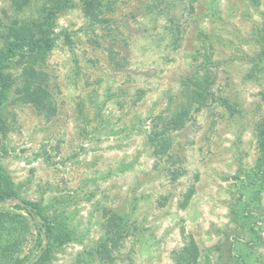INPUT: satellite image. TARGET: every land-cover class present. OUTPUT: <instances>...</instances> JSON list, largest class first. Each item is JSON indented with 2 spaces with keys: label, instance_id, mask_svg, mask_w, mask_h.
<instances>
[{
  "label": "rangeland",
  "instance_id": "rangeland-1",
  "mask_svg": "<svg viewBox=\"0 0 264 264\" xmlns=\"http://www.w3.org/2000/svg\"><path fill=\"white\" fill-rule=\"evenodd\" d=\"M43 5L20 13L13 0H0V19H37ZM83 5L71 0L57 17L44 67L57 115L47 120L11 101L3 107L4 172L21 199L39 203L70 233L46 264H109L94 250L114 215L127 229L115 264H179L192 240L200 264H264V174L257 168L264 0H119L95 30ZM110 30L120 34V67L111 60ZM198 68L212 71L214 95L235 111L218 101L193 113L175 134L185 174L173 183L148 132ZM35 244L33 235L27 246Z\"/></svg>",
  "mask_w": 264,
  "mask_h": 264
},
{
  "label": "trees",
  "instance_id": "trees-1",
  "mask_svg": "<svg viewBox=\"0 0 264 264\" xmlns=\"http://www.w3.org/2000/svg\"><path fill=\"white\" fill-rule=\"evenodd\" d=\"M119 0H83L84 14L90 21L91 29L104 28L109 20L105 11L113 2ZM42 14L37 19L21 21L16 18L10 25L0 19V147L9 133L3 113L4 105L14 104L32 106L47 120L58 112L56 99L51 88L52 79L44 68L49 53L55 45L53 29L59 14L68 9L71 0H13L17 12H23L33 3H44ZM96 28V29H97ZM120 34L110 30V54L115 67L121 63L115 55ZM123 42L127 40L122 39ZM14 66L20 70L15 75L8 69ZM200 68L184 84L182 99L176 106H169L153 118L148 132V145L153 156L160 162L169 163L168 175L173 183L185 174L181 156L173 152L175 134L186 129L194 112H199L211 102H220L227 110L234 112L228 99L216 97L213 93V73ZM11 94L13 98L11 99ZM264 100V92L262 94ZM257 168L264 174V119L257 130ZM194 188L185 195L184 206L194 194ZM13 204V205H12ZM104 238L94 250L100 261L115 264L116 254L120 252L126 239L127 229L114 215L104 223ZM36 235V244L29 248V237ZM70 233L64 224L45 215L42 206L30 200H23L15 191L9 176L0 164V264H46L53 250L65 244ZM200 250L195 240L179 255V264H200Z\"/></svg>",
  "mask_w": 264,
  "mask_h": 264
}]
</instances>
